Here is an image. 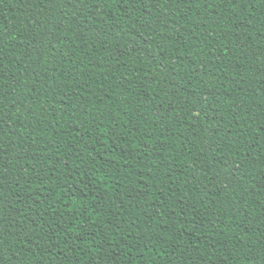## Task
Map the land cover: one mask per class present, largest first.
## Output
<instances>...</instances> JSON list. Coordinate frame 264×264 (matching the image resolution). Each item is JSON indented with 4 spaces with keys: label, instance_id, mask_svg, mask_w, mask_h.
<instances>
[{
    "label": "trees",
    "instance_id": "16d2710c",
    "mask_svg": "<svg viewBox=\"0 0 264 264\" xmlns=\"http://www.w3.org/2000/svg\"><path fill=\"white\" fill-rule=\"evenodd\" d=\"M0 264H264V0H0Z\"/></svg>",
    "mask_w": 264,
    "mask_h": 264
}]
</instances>
